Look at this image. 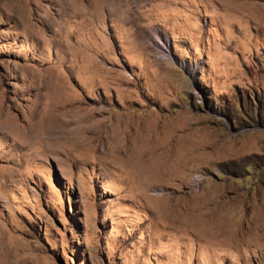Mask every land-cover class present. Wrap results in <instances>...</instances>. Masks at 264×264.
Here are the masks:
<instances>
[{
  "label": "rangeland",
  "instance_id": "rangeland-1",
  "mask_svg": "<svg viewBox=\"0 0 264 264\" xmlns=\"http://www.w3.org/2000/svg\"><path fill=\"white\" fill-rule=\"evenodd\" d=\"M0 264H264V0H0Z\"/></svg>",
  "mask_w": 264,
  "mask_h": 264
},
{
  "label": "bare ground",
  "instance_id": "bare-ground-1",
  "mask_svg": "<svg viewBox=\"0 0 264 264\" xmlns=\"http://www.w3.org/2000/svg\"><path fill=\"white\" fill-rule=\"evenodd\" d=\"M58 131V130H57ZM60 131V130H59ZM64 133V132H63Z\"/></svg>",
  "mask_w": 264,
  "mask_h": 264
}]
</instances>
